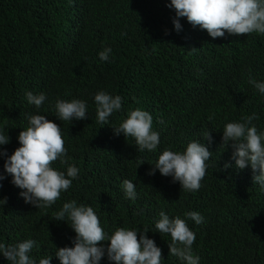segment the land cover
Segmentation results:
<instances>
[{"label": "trees", "instance_id": "obj_1", "mask_svg": "<svg viewBox=\"0 0 264 264\" xmlns=\"http://www.w3.org/2000/svg\"><path fill=\"white\" fill-rule=\"evenodd\" d=\"M170 0H0V132L10 139L0 145V242L33 239L30 256H50L60 264L59 247L72 246L71 223L53 219L63 203L91 206L106 235L118 227L146 235L161 249L162 264H183L168 254L169 234L155 222L163 211L185 219L196 235L192 245L199 264H264V189L252 181L251 167L237 169L233 149L223 147L222 129L255 113L252 124L264 132V94L249 77L264 82V35L251 33L212 38L206 30L180 18L173 25ZM110 48L107 61L99 52ZM45 94L40 108L26 92ZM104 91L122 98L108 124L96 119L94 96ZM86 103L84 120L60 121L57 100ZM140 108L152 116L159 133L155 151H140L133 137L114 134L128 112ZM41 114L61 127L68 164L79 169L71 187L48 208H35L4 172L8 155L19 147L18 133L28 117ZM209 132L211 142L203 139ZM203 142L212 152L207 174L197 191L180 188L156 170H148L164 149L183 152L189 142ZM145 163L137 167L138 161ZM231 167L225 168V163ZM150 163V164H149ZM54 168L66 173L67 165ZM135 184L136 198L125 196L122 183ZM195 211L196 224L185 216ZM107 247L108 241L102 242ZM0 264H10L0 254ZM100 264H114L107 255Z\"/></svg>", "mask_w": 264, "mask_h": 264}, {"label": "clouds", "instance_id": "obj_2", "mask_svg": "<svg viewBox=\"0 0 264 264\" xmlns=\"http://www.w3.org/2000/svg\"><path fill=\"white\" fill-rule=\"evenodd\" d=\"M167 7L174 9L173 25L177 32L181 30L180 18H186L193 27L206 30L212 38L257 33L264 35V0H170ZM110 48L99 52L101 60L107 61ZM249 83L264 94V82L249 77ZM30 104L40 108L46 96L43 93L33 95L26 92ZM96 119L103 126L108 124L112 114L122 107V98L99 91L94 96ZM55 115L60 121L84 120L88 118L86 103L79 99L71 101L57 100ZM259 117L253 113L243 117V122H228L222 129L223 147L233 149L231 159L237 169L251 167L252 181L264 189V132H258L254 119ZM29 126L18 133L19 147L15 148L4 162V172L11 176V183L22 191L19 193L26 203L35 208H48L61 198L72 185V180L79 174L75 165L68 164L65 159L67 150L57 123L46 119L45 115L36 114L28 117ZM114 134L133 137L140 151H155L160 144L159 133L153 130L152 116L145 110L136 108L128 112L118 127H112ZM9 137L0 132V145L7 144ZM203 139L211 142L209 132ZM6 150L0 148V156ZM212 152L202 142L192 141L183 152L164 149L158 159L148 170L154 175L156 170L163 176H170L173 182H179L185 191H197L201 181L207 174L206 161ZM67 165L66 173L52 165L56 161ZM145 163L140 160L137 167ZM225 168L231 167L225 163ZM5 176L0 173V181ZM122 188L126 197L136 198L135 184L125 179ZM7 203V198H0V208ZM155 222L158 233L169 234L168 254L177 257L183 264H199L200 257L194 255L192 245L196 235L185 219L177 216L170 219L163 211ZM188 219L196 224L203 222V217L195 212L185 213ZM67 217L71 223L65 220ZM53 219L66 222L74 231L72 246L56 248L55 256L60 264H100L107 255L114 264H162L163 255L155 241L149 238L148 230L139 232L134 229L118 227L111 235H106L100 219L91 206L77 204L75 200L63 203L62 208L54 213ZM108 241L105 248L103 243ZM34 247H39L33 239H25L15 244L0 242V254L10 264H37L30 256ZM50 256L41 258L38 264H50Z\"/></svg>", "mask_w": 264, "mask_h": 264}]
</instances>
